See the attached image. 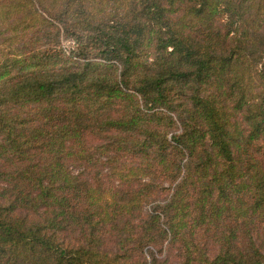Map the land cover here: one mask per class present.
<instances>
[{"label":"trees","instance_id":"1","mask_svg":"<svg viewBox=\"0 0 264 264\" xmlns=\"http://www.w3.org/2000/svg\"><path fill=\"white\" fill-rule=\"evenodd\" d=\"M0 264H264V0H0Z\"/></svg>","mask_w":264,"mask_h":264},{"label":"rangeland","instance_id":"2","mask_svg":"<svg viewBox=\"0 0 264 264\" xmlns=\"http://www.w3.org/2000/svg\"><path fill=\"white\" fill-rule=\"evenodd\" d=\"M74 46L75 45L72 41L61 38V47L67 54H69Z\"/></svg>","mask_w":264,"mask_h":264}]
</instances>
